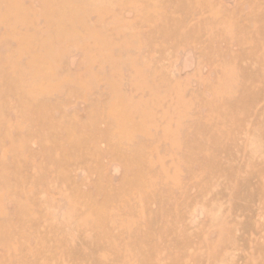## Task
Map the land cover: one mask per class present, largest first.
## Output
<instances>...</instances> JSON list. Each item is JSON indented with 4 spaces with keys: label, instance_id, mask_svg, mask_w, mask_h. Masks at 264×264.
I'll use <instances>...</instances> for the list:
<instances>
[{
    "label": "rangeland",
    "instance_id": "obj_1",
    "mask_svg": "<svg viewBox=\"0 0 264 264\" xmlns=\"http://www.w3.org/2000/svg\"><path fill=\"white\" fill-rule=\"evenodd\" d=\"M0 264H264V0H0Z\"/></svg>",
    "mask_w": 264,
    "mask_h": 264
}]
</instances>
